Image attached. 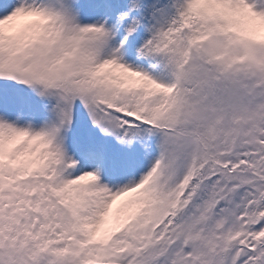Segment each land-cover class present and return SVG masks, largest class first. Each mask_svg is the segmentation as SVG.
I'll use <instances>...</instances> for the list:
<instances>
[{"label": "snow or ice", "instance_id": "snow-or-ice-1", "mask_svg": "<svg viewBox=\"0 0 264 264\" xmlns=\"http://www.w3.org/2000/svg\"><path fill=\"white\" fill-rule=\"evenodd\" d=\"M0 264H264V0H0Z\"/></svg>", "mask_w": 264, "mask_h": 264}]
</instances>
